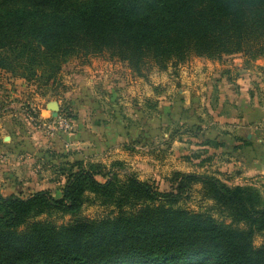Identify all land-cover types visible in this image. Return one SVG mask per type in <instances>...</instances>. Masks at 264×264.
I'll return each mask as SVG.
<instances>
[{"label":"trees","instance_id":"trees-1","mask_svg":"<svg viewBox=\"0 0 264 264\" xmlns=\"http://www.w3.org/2000/svg\"><path fill=\"white\" fill-rule=\"evenodd\" d=\"M102 54L142 78L192 56L254 61L264 57V0H0V71L52 86L69 58ZM122 169L62 162L54 170L64 181L59 196L0 195V264H264V243H253L264 235L255 186L174 172L171 190L161 192L133 174L121 178ZM194 185L229 223L181 207ZM86 203L113 212L81 218ZM54 215L71 221L57 225Z\"/></svg>","mask_w":264,"mask_h":264},{"label":"rangeland","instance_id":"rangeland-1","mask_svg":"<svg viewBox=\"0 0 264 264\" xmlns=\"http://www.w3.org/2000/svg\"><path fill=\"white\" fill-rule=\"evenodd\" d=\"M144 72L143 78L137 77L125 64L107 54L69 58L52 86L26 82L0 71V125H18L21 129L27 127V131L32 127L44 136L45 129L41 125L52 123L50 106L56 103L58 114L64 112L76 120L84 113V124L90 130L99 131L92 125L101 127V139L106 140L101 142V157L92 161L107 168L113 162H120L123 169L118 175L121 178L124 174H133L159 191L169 192L174 172L206 174L231 186H255L264 198V168L262 173L255 172L257 169L247 170L245 164H238L239 161L227 153L232 150L228 147L232 145L230 140H244L247 133L253 134V142L260 141L263 145L264 125H257V130L213 125L214 118L209 114V108L217 103V85L209 86L211 81H218L221 89L226 84L231 88L235 86L237 78L247 79L252 86L253 73L263 77L264 57L252 61L242 54L223 56L219 60L192 56L185 63L169 65L164 71L151 67ZM201 76L204 79H200ZM207 76H210L208 80ZM203 88L206 90L202 91ZM199 118L203 120L202 125H197ZM76 132L75 127L70 133ZM113 140V146L106 148ZM211 141L225 146L229 141V145L212 148ZM69 149L70 156L78 152L76 148ZM49 151L48 155L59 163L64 154L58 149ZM245 154L251 155L247 151ZM247 157L246 165L252 160ZM37 170L41 171L42 180L49 181L51 194L59 196L64 181L56 176L54 167ZM28 195L26 191L20 196ZM180 205L194 212L209 210L217 220H224L210 209L211 201L201 198L199 185L192 187L189 197ZM111 212L108 206L86 203L79 217L100 219ZM49 219L57 225L71 221V217L59 215ZM224 222L230 221L225 219ZM253 243L256 247L263 244L264 235H255Z\"/></svg>","mask_w":264,"mask_h":264},{"label":"crops","instance_id":"crops-1","mask_svg":"<svg viewBox=\"0 0 264 264\" xmlns=\"http://www.w3.org/2000/svg\"><path fill=\"white\" fill-rule=\"evenodd\" d=\"M209 77L206 79L208 80ZM200 79H204V76H201ZM250 80L253 82L252 86L247 79L237 78L234 81L235 86L231 88V85L226 84L224 89H221L218 81H211L212 84L209 86L213 87L214 83L217 85V103L209 108V114L211 118H214L213 125H237V127H240L239 130H257V125H264V74L263 77H260L259 73H253ZM206 88H203L202 91ZM207 94L204 95L207 97ZM200 99L202 100V98ZM84 116V113L83 115L80 113L78 118L73 120V129L77 128L76 134L56 132L51 136L43 131L44 136H42L39 131L32 127V130L27 131L25 130L27 127L21 129L22 127L18 125H0V195L13 194L20 196L22 192L26 191L30 195L41 190L50 192L49 181L42 180L43 175L40 170H37L39 167L46 170L52 166L55 170V167L62 162L92 161L95 157H101V142L106 139H101L100 126L92 125L99 130L97 132L90 130L88 125L84 124L86 122ZM199 119L197 125H202L203 120L202 118ZM41 128L44 129L42 126ZM253 139V134L247 133L244 140L249 141L248 146H243V140L240 139L233 142L230 140L232 144L230 146H228L229 141L226 146L222 142L219 143H222L225 147H231L232 150L227 151V153L231 154L229 156L235 157L234 159L239 161L238 164H245V167H248L247 170L257 169L255 172L262 173L264 168V144L261 145L260 141L255 143ZM114 142L113 140L108 145L106 143V148L113 146ZM69 148H76L78 152L70 156L67 153L70 150ZM56 149L64 154L61 156L62 159L59 163H56L49 156V150ZM251 149L254 152H251ZM245 151H247V154L251 153V155H246ZM247 156H250L252 160H250V164L246 165Z\"/></svg>","mask_w":264,"mask_h":264},{"label":"built area","instance_id":"built-area-1","mask_svg":"<svg viewBox=\"0 0 264 264\" xmlns=\"http://www.w3.org/2000/svg\"><path fill=\"white\" fill-rule=\"evenodd\" d=\"M51 122L50 125H41L44 127L46 134L51 136L56 132L70 133L73 129L72 122L61 113L56 118H53Z\"/></svg>","mask_w":264,"mask_h":264},{"label":"water","instance_id":"water-1","mask_svg":"<svg viewBox=\"0 0 264 264\" xmlns=\"http://www.w3.org/2000/svg\"><path fill=\"white\" fill-rule=\"evenodd\" d=\"M49 106H50V104H49ZM50 108L52 109V113H51L52 114V118H56L57 115H58V110H59L58 105L56 103H52Z\"/></svg>","mask_w":264,"mask_h":264}]
</instances>
